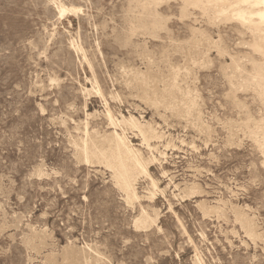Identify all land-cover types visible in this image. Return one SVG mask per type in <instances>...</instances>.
<instances>
[{
	"label": "rangeland",
	"instance_id": "1",
	"mask_svg": "<svg viewBox=\"0 0 264 264\" xmlns=\"http://www.w3.org/2000/svg\"><path fill=\"white\" fill-rule=\"evenodd\" d=\"M49 1L0 0V264H68L70 253L77 264H264V155L250 134L264 124V100L254 85L241 84L253 67L264 66L254 37L242 35L236 21H210L198 8L181 15V0L152 6L162 16L155 27L139 26L156 19L134 0ZM57 3L82 11L61 15ZM232 62H241V70ZM93 77L101 97L84 92ZM188 90L198 102L192 114L184 113ZM145 92L161 103L152 105ZM106 107L115 117L132 113L156 127L161 137L150 142L151 152L123 130L144 157L156 154L149 172L164 195L149 200L143 176L139 200L127 203L107 167L78 157L84 121L100 136L113 130ZM167 141L173 145L165 147ZM193 184L200 192L192 197L174 188ZM201 203L221 210L204 213ZM233 207L252 218L258 238L246 236ZM142 208L159 211L157 224L134 227Z\"/></svg>",
	"mask_w": 264,
	"mask_h": 264
},
{
	"label": "bare ground",
	"instance_id": "2",
	"mask_svg": "<svg viewBox=\"0 0 264 264\" xmlns=\"http://www.w3.org/2000/svg\"><path fill=\"white\" fill-rule=\"evenodd\" d=\"M49 1V0H48ZM54 1V0H53ZM136 2V5H138V7L141 8L143 14L145 15V17H153L156 20H152L150 24L146 23L144 18L143 20H139L140 25L139 26H143V27H155L158 23H160L161 21L158 20L159 18H162V16L159 14V12L154 9L152 6L154 4H158L163 0H134ZM175 1V0H174ZM51 2V1H49ZM58 2V1H57ZM131 2H133L131 0ZM177 2V1H176ZM181 15L183 16H188L190 13V11L188 10V7H193V8H198L201 10V12L207 16L210 21H212V18L215 19H223V20H230V21H236L237 26L236 29L239 32H242V35L244 34L243 32H249L250 35H252L254 37L252 45L253 47L264 53V0H181ZM132 4V3H131ZM130 4V5H131ZM134 4V3H133ZM164 4V3H163ZM56 8L58 9V12L63 15L64 13L66 14V12H71L74 14H77L79 12H81V8L78 6H67L64 5L63 3H57ZM134 7H137L134 5ZM138 7L136 9H138ZM139 8V9H140ZM135 9V10H136ZM170 10V9H169ZM199 10V11H200ZM168 11V10H167ZM171 11V10H170ZM137 12V11H136ZM141 12V13H142ZM138 14L140 12H137ZM171 14V12H170ZM179 14V13H178ZM187 14V15H186ZM60 15V17H61ZM127 15V14H126ZM179 15V18L180 16ZM201 15V14H200ZM59 16V14H58ZM129 16V15H127ZM169 18L172 16L168 15ZM191 16V15H190ZM140 17V16H139ZM195 17V16H194ZM126 18V17H125ZM182 18V17H181ZM138 19V18H137ZM166 19V18H165ZM164 20V19H163ZM186 20V19H185ZM195 20V18H194ZM197 21V19L195 21ZM208 20V19H207ZM130 21V20H129ZM204 21V20H202ZM127 22V21H126ZM136 25L138 24V21H136ZM191 22V23H192ZM131 23L132 22H128ZM196 23V22H195ZM209 23V22H208ZM212 23V22H211ZM214 23V22H213ZM130 24V25H131ZM184 24V23H182ZM189 24V23H188ZM194 24V23H193ZM202 25V24H201ZM208 25V24H207ZM216 25V22H215ZM133 26V25H132ZM185 26V25H183ZM194 26V25H193ZM210 26V24L208 25ZM131 27V26H130ZM129 24H128V28ZM134 27V26H133ZM190 27V26H188ZM196 27V26H194ZM213 27V26H212ZM104 28V27H103ZM139 28V27H138ZM137 28V29H138ZM185 28V27H184ZM241 28V30H240ZM142 29V28H141ZM145 29V28H144ZM188 29V28H187ZM194 29V28H193ZM192 27H191V32L193 31ZM203 29V28H201ZM205 29V28H204ZM133 30V29H132ZM136 30V29H135ZM165 30V29H164ZM185 30V29H184ZM233 30V29H232ZM245 30V31H242ZM190 31V30H188ZM128 32V31H126ZM137 33H139L138 31H135ZM165 32V31H164ZM171 32V31H170ZM190 32V33H191ZM200 32V31H199ZM226 32V31H225ZM246 32V33H247ZM215 33V32H214ZM129 34V33H128ZM140 34V33H139ZM168 35V33H166ZM205 34L207 35V32H205ZM221 35V33H219ZM223 34V33H222ZM136 35V33H135ZM186 35V34H185ZM228 35V34H227ZM241 35V36H242ZM246 35V34H245ZM131 36V35H130ZM139 36V35H138ZM219 36V35H217ZM251 36V37H252ZM142 37V36H141ZM196 37V36H195ZM210 37V36H209ZM223 37V36H222ZM227 37V36H226ZM126 38V37H125ZM124 38V39H125ZM128 38V37H127ZM126 38V40H127ZM144 38V37H143ZM157 38V37H156ZM168 38V37H167ZM187 38V37H186ZM218 38V37H217ZM244 38V37H243ZM169 39V38H168ZM174 39V38H173ZM183 39V38H182ZM206 39V38H205ZM227 39H229L227 37ZM72 40V39H71ZM217 40V39H216ZM249 40V39H248ZM73 41V40H72ZM127 41H130L129 39ZM169 41V40H168ZM174 41V40H173ZM171 41V42H173ZM225 41V40H224ZM247 41V40H246ZM170 42V41H169ZM182 42V41H181ZM255 42V43H254ZM72 46L74 47L73 49H75L76 51H82V47L80 46V44L78 43H74L71 42ZM188 43V42H187ZM216 43V42H215ZM222 43V41H221ZM224 43V42H223ZM254 43V44H253ZM129 44V43H128ZM146 44V43H145ZM170 44V43H169ZM176 44V43H175ZM245 44V43H244ZM70 45V44H69ZM143 45V44H142ZM246 45H248V43H246ZM141 46V45H140ZM139 46V47H140ZM147 46V45H146ZM145 46V47H146ZM165 47V45H163ZM169 46V45H167ZM173 46V45H171ZM251 46V45H250ZM70 47V46H69ZM136 47V46H135ZM163 47V48H164ZM202 47V46H201ZM220 47V46H219ZM147 48V47H146ZM154 48V47H153ZM180 48V47H178ZM231 48V47H230ZM248 48V46H247ZM250 48V47H249ZM137 49V48H136ZM141 49V48H140ZM172 49V48H171ZM174 49V48H173ZM182 49V48H181ZM221 49V48H220ZM252 49V48H251ZM143 50V49H142ZM141 50V51H142ZM146 50V49H145ZM149 50V49H148ZM169 50V48H168ZM167 50V51H168ZM180 50V49H177ZM165 51V50H164ZM174 50H172L173 53ZM257 51V52H258ZM176 52V50H175ZM221 52V51H219ZM217 52L216 55L219 53ZM223 52V51H222ZM227 52V51H226ZM245 52V50H244ZM247 52V51H246ZM138 53V52H137ZM141 53V52H140ZM162 53V52H161ZM171 53V52H170ZM180 53V52H179ZM241 53V52H240ZM249 53V51H248ZM247 53V54H248ZM254 52L252 51V54ZM148 55V53H146ZM181 54V53H180ZM208 54V53H206ZM229 54V53H228ZM244 54V53H243ZM255 54V53H254ZM259 54V53H258ZM142 55V54H141ZM140 55V56H141ZM163 55V54H160ZM171 55V54H170ZM221 55V54H220ZM223 55V54H222ZM235 55V54H234ZM241 55V54H240ZM240 55H238L237 57H239ZM249 55V54H248ZM247 55V56H248ZM262 55V54H261ZM264 55V54H263ZM139 56V53H138ZM144 56V55H142ZM141 56V57H142ZM218 56V55H217ZM236 56V55H235ZM245 56V55H244ZM252 56V55H251ZM86 57V56H85ZM162 57V56H161ZM166 57V56H165ZM163 57V58H165ZM202 57V56H201ZM234 57V56H233ZM249 57V56H248ZM253 57V56H252ZM145 58V57H144ZM168 57H166L167 59ZM199 58V57H198ZM204 58V57H203ZM202 58V59H203ZM242 59V56L239 57ZM245 58V57H243ZM247 58V57H246ZM250 58V59H249ZM247 58L248 60H250L253 64L257 63V60L252 59L251 57ZM264 58V56H263ZM146 59V58H145ZM161 59V58H160ZM201 59V61H203ZM207 59V58H206ZM224 59V57H223ZM246 59V60H247ZM260 59V58H259ZM148 60V59H147ZM146 60V61H147ZM200 60V59H199ZM160 61V60H159ZM219 61V60H218ZM233 61V59H232ZM235 61V60H234ZM171 62V61H170ZM184 62V61H183ZM198 62V61H197ZM245 62V60L243 61ZM249 62V61H246ZM262 62L264 63V61L262 60ZM174 63V62H172ZM179 63V62H178ZM194 63H196L194 61ZM205 63V62H204ZM225 63V62H223ZM228 63V62H226ZM236 63V62H234ZM148 64V63H147ZM151 64V63H150ZM180 64V63H179ZM222 64V63H221ZM220 64V65H221ZM238 63H236V66H234L235 64H233V62L231 63V67L232 65L237 69H240L239 67L243 66L241 65H237ZM243 64V63H242ZM259 65L261 64V61H259L258 63ZM183 65V64H180ZM194 65V64H193ZM203 65V64H202ZM210 65V64H209ZM257 65V64H256ZM158 66V65H157ZM198 66V65H197ZM229 67V65H228ZM230 67V68H231ZM253 67V66H252ZM261 68H257V66L253 67L252 69H254V73L252 72L249 73L251 74L250 76H247L244 79H240L243 81H245L244 83H241L243 86H248L249 84L254 85V87L256 88V92L259 94V97H261L264 100V66H260ZM90 68V67H89ZM152 68V67H151ZM226 68V66L224 67ZM124 69V68H123ZM132 69V67H131ZM134 69V68H133ZM139 69V68H137ZM154 69V68H153ZM160 69V68H158ZM220 69V66H219ZM232 69V68H231ZM230 69V70H231ZM244 69V67H243ZM242 69V70H243ZM142 70V69H141ZM147 70V69H146ZM192 70V69H191ZM195 70V69H194ZM225 70V69H224ZM235 70V69H233ZM241 70V69H240ZM126 71V70H123ZM135 71V70H134ZM143 72H145V70H142ZM150 71V69H149ZM189 71V70H188ZM236 71V72H237ZM148 72V70L146 71ZM162 72V71H161ZM174 72V71H173ZM171 72V74L173 73ZM186 72V71H184ZM233 72V71H232ZM235 72V71H234ZM244 72V71H243ZM246 72V71H245ZM130 73V72H129ZM132 73V71H131ZM134 73V72H133ZM155 73V72H154ZM159 73V71H158ZM175 73V72H174ZM229 73V72H228ZM140 74V73H137ZM150 74V73H149ZM163 74V72H162ZM168 74V73H167ZM188 74V73H187ZM247 74V73H246ZM135 75V74H134ZM142 75V74H141ZM146 75V74H145ZM153 75V74H152ZM156 75V74H155ZM154 75V76H155ZM164 75V74H163ZM170 75V74H169ZM185 75V74H184ZM131 76V75H130ZM128 76V77H130ZM151 76V74H150ZM159 76V75H158ZM162 76V75H161ZM193 76V75H192ZM226 76V75H225ZM236 76V75H235ZM134 77V76H133ZM137 77V76H136ZM135 77V78H136ZM144 77V76H143ZM147 77V75H146ZM172 77V76H171ZM191 77V76H190ZM196 77V75H195ZM228 77V76H227ZM230 77V76H229ZM228 77V78H229ZM86 78V77H85ZM138 78V77H137ZM156 77H153V79H155ZM161 78V77H160ZM169 78V77H168ZM126 79H128L126 77ZM140 79V78H139ZM145 79V78H144ZM159 79V78H158ZM190 79V78H188ZM230 79V78H229ZM54 80V79H52ZM143 80V79H142ZM146 80V79H145ZM148 80V79H147ZM150 80V77H149ZM152 80V79H151ZM183 80V79H182ZM193 80V79H192ZM197 80V79H196ZM233 80V79H232ZM133 81V80H132ZM137 81V80H135ZM139 81V80H138ZM141 81V80H140ZM139 81V83H140ZM144 81V80H143ZM127 85L128 83L126 81H124ZM131 82V81H130ZM150 82V81H148ZM231 82V81H230ZM89 83V82H88ZM124 83V85H126ZM132 83V82H131ZM232 83V82H231ZM52 84V83H51ZM90 84V83H89ZM138 84V83H137ZM150 84V83H149ZM152 84V83H151ZM158 84V83H157ZM171 86L173 88L177 87V83L176 80L174 79L171 83ZM130 85V84H129ZM233 85H235L233 83ZM136 86V84H135ZM144 86V85H143ZM236 86V85H235ZM83 87V86H82ZM139 87V86H138ZM234 87V86H233ZM251 87V86H250ZM181 88V87H180ZM241 88V87H240ZM137 89V88H136ZM168 89V88H167ZM234 89V88H233ZM248 89V88H247ZM253 89V88H252ZM251 89V90H252ZM91 90H93L97 95H99L100 97L102 96V91L97 83V80L95 79V77H93V79L91 80V89H86L84 88V92H90ZM165 90V89H164ZM250 90V89H249ZM82 91V90H81ZM136 91V90H135ZM180 91V90H179ZM237 91V89H236ZM113 92V91H112ZM131 92V91H130ZM178 92V91H176ZM189 90L184 92V94L182 96H187L188 99V105L185 108V112L186 114H192L194 113V109H195V105L198 104V102L195 104L194 98L189 96ZM192 92V91H191ZM169 93V92H167ZM194 93V92H193ZM84 94V93H83ZM131 94V93H130ZM179 94V93H178ZM181 94V93H180ZM116 95V94H115ZM136 95V94H135ZM118 96V95H117ZM258 95H256L255 97H257ZM84 97V96H83ZM112 97V96H110ZM144 97L146 100L150 101L152 105L156 106L157 104L161 103V100L156 97V95H154L153 97H149L148 94L145 92ZM195 97V96H193ZM183 99V98H182ZM185 99V98H184ZM196 99V98H195ZM258 99V98H257ZM106 101V100H105ZM238 101V100H237ZM240 101V100H239ZM261 100H259L260 102ZM178 102V101H177ZM241 102V101H240ZM86 104V103H85ZM107 103L105 102V105ZM182 104V103H181ZM262 104V103H261ZM84 105V102H83ZM108 106V105H107ZM184 107V106H183ZM199 107V106H198ZM262 107V106H261ZM105 109V108H104ZM197 109V107H196ZM264 109V108H263ZM200 110V109H199ZM196 112V116H194L193 120L195 119H199V115H201L199 112ZM102 111V110H101ZM106 119L108 121V125L113 128V130H111L109 133H104L103 135H99V132L97 130H92V132H89V128H88V121H84L83 123V135L79 138V142L75 141L76 144V149H77V155L80 158L81 161L85 162V163H98V164H103L105 167H107L110 171H111V175L116 183V185L122 189V191L124 192L125 195V200L127 203H134L136 201L139 200L140 196L137 192V181L141 178V177H147L149 179V183H148V187L146 190V197L149 200H153L156 196V194L158 192L162 193L164 195V191L165 188H160L159 187V183L156 179H154L149 172V166L150 164L154 161L155 159V155L154 156H149V157H144L142 151L138 148L135 147L134 144L128 139L127 135L124 132V127L132 130L135 135L137 137L140 138L142 145H144L146 148H149L150 152L155 149V147L151 146V141L153 139H159L161 137V135L159 134V132L156 130V127L154 126V124L152 122L149 121H144V120H140L138 117L134 116L132 113L129 114L128 116H124L121 115L119 117H115L110 109L108 107H106ZM120 111V110H119ZM96 112V111H94ZM102 113V112H101ZM263 113V112H262ZM85 114V112H84ZM95 113H93V111L91 113H87L86 112V116L87 117H91L94 116ZM100 114V113H99ZM103 115V114H102ZM247 115V114H246ZM96 116V115H95ZM98 116V114H97ZM104 116V118H105ZM189 116V115H188ZM251 116V115H250ZM86 117V118H87ZM89 117V118H90ZM248 117V116H247ZM254 117V116H252ZM264 116H262L263 118ZM92 118V117H91ZM142 118V117H140ZM95 119V118H94ZM254 121L255 118H253ZM261 119V116H260ZM88 120V119H87ZM248 120H251L248 117ZM259 121V119H257ZM263 120V119H262ZM253 121V120H251ZM253 121V122H254ZM81 122V121H79ZM245 122V121H243ZM249 122V121H248ZM257 122V121H256ZM254 122V123H256ZM247 123V122H246ZM250 123V122H249ZM239 124V123H238ZM253 124V123H252ZM104 125V124H103ZM97 126V125H96ZM99 127V126H98ZM102 127V126H101ZM79 128V126H78ZM117 128L120 129V132L117 131ZM125 128V129H126ZM242 129V128H241ZM104 130V129H103ZM242 131V130H240ZM250 132V131H249ZM132 133V134H134ZM256 135L255 138L257 139V141L259 142L260 146L263 148L262 152L264 155V124H260L259 126L256 125V128H254L253 130H251L250 134ZM242 134V133H241ZM249 135V133H248ZM135 137V136H134ZM139 140V139H138ZM155 142V141H154ZM170 145H173L171 141H167L166 144L164 145L165 147H168ZM255 146V144H254ZM161 147V146H160ZM259 147V145H258ZM260 150V149H259ZM261 152V151H260ZM154 154V153H153ZM158 154V153H157ZM164 156V155H163ZM264 157V156H263ZM264 159V158H263ZM157 160V159H156ZM155 160V161H156ZM263 162V161H262ZM77 163V162H76ZM161 171V170H160ZM164 173V172H163ZM165 174V173H164ZM38 175H42L41 170H38ZM144 181V180H143ZM194 182V181H193ZM192 182V183H193ZM182 185V184H181ZM184 185V184H183ZM174 188H176L179 192L178 195H180L181 198H186V197H192L193 195H196L197 193L199 194L200 192V188L196 185H186L183 188H180V186L175 185ZM203 200V199H201ZM200 201V200H198ZM205 201V200H204ZM217 202V201H216ZM220 202V201H218ZM222 202V200H221ZM226 203V201H224ZM126 203V204H127ZM200 203V202H198ZM208 203V201H207ZM207 203H201V207L204 211V213H209V212H214V213H218L221 210V206H208ZM200 205V204H199ZM220 205V204H219ZM239 206H243V205H239ZM150 207V206H149ZM224 207V206H223ZM231 207V206H230ZM237 207V206H236ZM246 207V206H245ZM150 209V208H149ZM234 209V207H233ZM231 210V208L229 209ZM229 212V211H228ZM236 214V217L238 220H236L235 222L239 221L241 224V227H243L245 229L246 232V236L248 235L249 239H255L258 238L259 235L255 232L254 227H253V223H252V218L248 217L246 214H244V212L242 210H240L239 208L234 209L233 211ZM247 213V212H246ZM159 211L157 209H153L152 213L148 212L146 209H141L140 213L133 219V224L134 227L137 229H146L151 227L152 225L157 224L158 220H159ZM234 218V219H235ZM239 224V225H240ZM244 232V233H245ZM42 239V238H41ZM255 241V240H254ZM253 241V242H254ZM256 242V241H255ZM89 250H91V248H89ZM98 251V250H97ZM83 253V252H81ZM97 253V252H96ZM72 255L71 253L68 254V256L66 255V259H67V263L68 264H77V260H74V258H71ZM83 255V254H82ZM100 255V252L98 254V256ZM196 255V254H195ZM80 256V255H79ZM73 257V256H72ZM101 257V256H100ZM89 258V257H88ZM201 258V257H200ZM79 259V258H78ZM83 261H85L86 263L88 262V259L83 257L82 258ZM202 261V260H201ZM203 262V261H202Z\"/></svg>",
	"mask_w": 264,
	"mask_h": 264
}]
</instances>
